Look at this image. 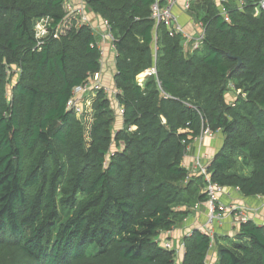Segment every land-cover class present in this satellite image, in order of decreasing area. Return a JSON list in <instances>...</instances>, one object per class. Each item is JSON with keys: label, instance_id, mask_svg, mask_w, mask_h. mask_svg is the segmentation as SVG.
<instances>
[{"label": "trees", "instance_id": "1", "mask_svg": "<svg viewBox=\"0 0 264 264\" xmlns=\"http://www.w3.org/2000/svg\"><path fill=\"white\" fill-rule=\"evenodd\" d=\"M154 2L87 0L114 37L124 127L115 131L105 91L83 117L67 110L101 72L90 26L66 0H0V264H177L158 238L183 222L182 208L207 201L206 178L184 165L205 128L223 137L210 181L264 197V13L249 0L226 22L213 0H196L205 40L189 54L152 19ZM43 19L63 33L39 45ZM230 82L246 95L234 104ZM237 226L214 241L194 230L180 264H209L213 243L215 264H264V225Z\"/></svg>", "mask_w": 264, "mask_h": 264}, {"label": "built area", "instance_id": "2", "mask_svg": "<svg viewBox=\"0 0 264 264\" xmlns=\"http://www.w3.org/2000/svg\"><path fill=\"white\" fill-rule=\"evenodd\" d=\"M213 1L215 2L219 10L220 16L226 22H230L229 11L231 7L229 4L231 0H213ZM248 1L249 0H238L239 4L237 8H239L240 10H244V7L246 6V3ZM251 1L257 4L258 7L257 14L264 13V0H251ZM177 2L178 0H155L154 4L151 7V17L158 26L160 24H164L171 37H174L176 35H181L184 39L183 48L185 52L189 54H193L197 50L202 48L205 40V30L202 25V29L199 33L193 36L187 35L184 31V26L180 23L177 15L175 14ZM66 5L70 14L78 15L81 18L82 23L89 26V19L87 16H85L84 12L76 11L71 6L70 0H66ZM191 7H192L191 0H188L185 6V10L190 11ZM49 25H50L49 19H43L37 24L36 36L40 41L39 45L42 44L43 39L47 38L50 35L54 39H59L61 37V34L63 33L62 27L58 26L56 27L55 30H53L50 33L48 29ZM105 27H106V32L103 38L110 43H114V37L111 34V28L107 22ZM101 63H102V57H101ZM154 74H156L155 68L146 72V75L148 76ZM226 90H227L228 101L233 102V104L236 102L238 97H242V98L246 97V95L242 92V90H238L236 88V85L232 82H230L227 85ZM99 91H105L109 95L112 102L114 100L117 101L118 91L116 90V88L113 89L107 88L101 82L91 77L88 79L86 83H84L82 86L74 90L73 97L67 103V110H73L77 113L79 117H83L87 109H89V107L91 106L90 97L95 96L96 93ZM215 135L216 134H214L210 130V128H205L202 131L201 136L196 141L203 143L206 139H211ZM208 165L209 164H204L201 161L200 156H197L196 166H195L196 173H194L193 175L203 176L206 178L208 182L205 188V193L207 194V201L204 204H206L209 211L208 212L209 222L207 224L206 229H204L203 232L207 233L211 237L212 241H214V235L216 232L213 229V224L220 222L224 218L226 213L230 214L231 216L234 215L236 222L240 224L251 220L252 215L255 214L256 211L246 206L235 205V206H228L226 208V206L221 205L220 198L224 193H226V189H223L222 187H218L216 184L210 181L211 179H210V174L208 172ZM162 246L165 247L166 249H172V245L170 243H165ZM212 246H214V243L212 244ZM209 264H215V263L209 261Z\"/></svg>", "mask_w": 264, "mask_h": 264}, {"label": "crops", "instance_id": "3", "mask_svg": "<svg viewBox=\"0 0 264 264\" xmlns=\"http://www.w3.org/2000/svg\"><path fill=\"white\" fill-rule=\"evenodd\" d=\"M188 0H178L175 14L177 15L180 23L184 26V31L187 35L193 36L199 33L202 29V23L197 21L191 16V10L186 11L185 6ZM196 0H191L193 5ZM71 6L80 12H84L85 16L89 19V26L96 36L97 43L102 51L101 72L93 78L101 82L107 88H115L114 76L116 73V56L117 52L114 43L106 41L103 36L106 32V21L99 15L95 14L88 6L87 0H70ZM238 0H231L230 7H237ZM192 8V7H191ZM113 103V102H112ZM122 112V125H123V110ZM121 129V128H120ZM117 131V130H116ZM222 135H215L211 139H206L203 143L196 141L189 149L184 165L193 175L196 166V157L200 156L204 164H209L215 154L219 151L222 145ZM220 204L223 206H246L256 211L252 215L253 220L260 225H264V197H245L236 189L228 188L220 198ZM181 210L188 213L183 222L178 225L172 232L162 233L159 236L161 245L170 243L173 248L177 249V264H180L184 257L183 239L191 234L194 230L204 231L207 225L208 208L206 204H199L194 208H182ZM239 226H237L234 215L225 214L224 218L214 224L213 229L220 235H235ZM217 245L213 246L210 252V262L217 260Z\"/></svg>", "mask_w": 264, "mask_h": 264}, {"label": "rangeland", "instance_id": "4", "mask_svg": "<svg viewBox=\"0 0 264 264\" xmlns=\"http://www.w3.org/2000/svg\"><path fill=\"white\" fill-rule=\"evenodd\" d=\"M16 67H14V69H15ZM17 81V76H15L14 77V79H13V82L12 83H15ZM112 108H113V110H114V112H115V115H116V122H115V131L117 130V131H119V129L121 128H123L124 129V127H123V125H122V112H121V107H120V105H119V103H118V101H113V103H112ZM218 135H220L221 136V134H218ZM117 146L114 144L113 146H112V152H115V151H117ZM120 148L121 149H123V145L121 144V146H120ZM120 149V150H121ZM209 212V211H208ZM208 222H209V217H207V224H208ZM215 224V223H214ZM214 224H213V226H214ZM207 226V225H206ZM161 237V236H160ZM160 242V241H159ZM161 243V242H160Z\"/></svg>", "mask_w": 264, "mask_h": 264}, {"label": "water", "instance_id": "5", "mask_svg": "<svg viewBox=\"0 0 264 264\" xmlns=\"http://www.w3.org/2000/svg\"><path fill=\"white\" fill-rule=\"evenodd\" d=\"M236 60L238 61V64H237V67H240L241 66V60L239 59V58H236ZM236 67V68H237ZM140 79L142 80L143 79V77H140Z\"/></svg>", "mask_w": 264, "mask_h": 264}]
</instances>
